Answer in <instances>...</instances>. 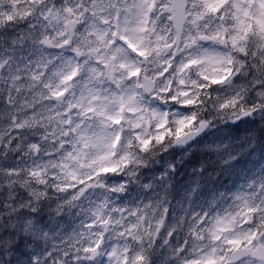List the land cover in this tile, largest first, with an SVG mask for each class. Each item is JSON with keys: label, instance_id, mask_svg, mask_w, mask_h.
<instances>
[{"label": "clouds", "instance_id": "obj_1", "mask_svg": "<svg viewBox=\"0 0 264 264\" xmlns=\"http://www.w3.org/2000/svg\"><path fill=\"white\" fill-rule=\"evenodd\" d=\"M0 264H264V0H0Z\"/></svg>", "mask_w": 264, "mask_h": 264}]
</instances>
